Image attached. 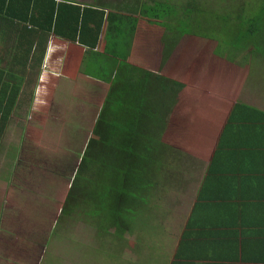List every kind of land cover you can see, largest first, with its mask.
Segmentation results:
<instances>
[{
  "label": "trees",
  "instance_id": "16d2710c",
  "mask_svg": "<svg viewBox=\"0 0 264 264\" xmlns=\"http://www.w3.org/2000/svg\"><path fill=\"white\" fill-rule=\"evenodd\" d=\"M256 1L239 5L223 16H214L219 21V32L226 28L241 38L259 35L260 38L244 42L245 48L237 50L248 51L250 56L264 62V0L258 6ZM173 14L171 7L163 3L140 4L136 14H129L112 10L106 13L67 1L0 0V17L18 23L19 32L30 40L37 36V31H47L88 48L86 78L92 79L101 91L94 95L91 105L94 128L85 131L86 142L72 151L75 155L68 166L72 171L66 177L60 174L51 192L56 203L61 201L54 207L52 230L61 219L78 217L93 223L98 233L113 239L123 251L132 250V245L129 246L133 231L139 227L142 232L149 227L151 230L153 213L148 207L149 196L169 176L172 167L166 160L170 154L180 153L178 143L174 146L169 140L176 135L173 132L179 135L183 129L180 98L185 94L182 101H189L184 81L171 75L178 68L183 70V75L187 73L186 50L182 53L179 45L183 38L210 42L217 33L208 22L210 16L197 9L193 19L187 15L184 19L177 18L176 29L182 30L181 35L174 36L172 32L169 37L163 28L170 26L167 19L174 18ZM193 21L205 24L200 25V33L190 31ZM33 46L32 43L27 49L29 55ZM152 46L168 51L164 52L165 56L154 58L149 51ZM228 56L232 61L234 56ZM200 62L205 64L206 60ZM15 109L16 105L0 104V139ZM235 125H245L255 135L264 130V113L237 103L213 161L224 159L235 146L254 145L250 140L238 144H233L234 140L227 142V133ZM256 125L261 126L255 128ZM180 141L182 144L181 138ZM211 174V178H216L218 172L213 168Z\"/></svg>",
  "mask_w": 264,
  "mask_h": 264
},
{
  "label": "rangeland",
  "instance_id": "374dc122",
  "mask_svg": "<svg viewBox=\"0 0 264 264\" xmlns=\"http://www.w3.org/2000/svg\"><path fill=\"white\" fill-rule=\"evenodd\" d=\"M67 1L129 14H136L140 4H166L175 15V19L171 18L173 16L167 19L170 26L163 28L169 37L172 32L174 36L181 35L182 30L176 29V19H184L185 15L193 19L197 9L210 16L208 22L216 29L217 33L210 42L183 38L179 47L182 53L186 50L187 73L183 75V70L178 68L171 74L173 78H181L188 87L184 92L189 101H182L184 94L178 102L184 110L180 114L183 129L179 135L173 132L176 135L169 140L174 146L178 143L180 153L176 155L174 151L166 160L172 167L169 176L149 196L148 206L167 222L170 215L175 217L185 209L187 199L191 201L193 198L221 136L224 118L232 106L237 103L261 105L260 101L257 102L256 92L259 90L257 85L264 84V76L261 75L264 73H258L257 64L260 65L259 71H263L264 62L257 56H250L248 51L237 50L260 36L241 38L226 28L219 32V21L214 16H223L254 0ZM262 2L257 0L255 5ZM200 25L205 24L193 21L191 27L194 30L190 31L200 33ZM57 45L54 58L60 59L68 53L62 72L65 78L60 71L57 73V78L50 84L52 95L45 105L36 106L35 112L31 110V115L28 106H16L20 116L12 117L7 128L3 160L0 161V180L3 181L0 182V264H127L128 261L144 264L147 262L143 256L144 233H151L149 229L142 232L139 227L133 231L131 243L138 244L131 251L118 248L119 244L117 246V242L106 234L98 233L93 223L78 217L61 219L52 230L54 207L61 202L53 200L55 181L60 174L66 177L68 171H72L68 169L70 158L75 155L72 151L84 145L87 139L85 131L94 128V120L90 117L91 105L94 95L100 91L95 83H90L91 88L82 79L84 70L79 69L78 55L75 59L73 48L72 51L69 49L70 44L58 42ZM149 51L157 58L165 56L164 52L168 50L152 46ZM229 54L234 56L230 57L232 61L227 59ZM200 60H206L205 64ZM152 67L155 69L157 65ZM27 127V134L23 133ZM6 194L7 199L4 198ZM154 255L157 259H166L159 255L158 250Z\"/></svg>",
  "mask_w": 264,
  "mask_h": 264
},
{
  "label": "crops",
  "instance_id": "0c3cea01",
  "mask_svg": "<svg viewBox=\"0 0 264 264\" xmlns=\"http://www.w3.org/2000/svg\"><path fill=\"white\" fill-rule=\"evenodd\" d=\"M17 25L5 16L0 17L1 105L28 106L31 115V110L35 112L36 106L47 103L52 95L50 84L59 71L63 72L66 65L64 58L68 54L60 59L54 58L58 42L70 44L71 51L73 48L75 59L78 55L77 65L84 70L81 72L82 79L90 86L92 79L86 78L89 70L88 48L47 31H37V36L30 40L29 36L19 32ZM32 43L34 46L29 55L27 49ZM259 66L257 64L258 73H264V69L259 71ZM62 74L65 78V74ZM257 89V102L260 101L261 105H244L264 113V84L257 85ZM234 106L224 118L223 130L211 153L205 176L191 201L186 200L185 209L175 217L170 215L167 222L163 216L152 211L153 226L151 230L150 227L146 228L151 233H144L143 256L147 264H264V130L255 136L247 131L250 128L245 125L233 126V131L227 133L228 143L232 140L233 144L250 140L254 145L235 146L228 150L224 159L212 160ZM17 116L20 114L16 108L11 118ZM260 126L256 125L255 128ZM7 136L6 129L0 139V161L3 160ZM213 168L218 172L216 178H211L212 174L209 176ZM1 188L0 185V194ZM3 191L7 193V189ZM4 198L7 199V194ZM137 244H130L129 247ZM157 250L166 259L155 258ZM126 263L134 264L133 261Z\"/></svg>",
  "mask_w": 264,
  "mask_h": 264
}]
</instances>
